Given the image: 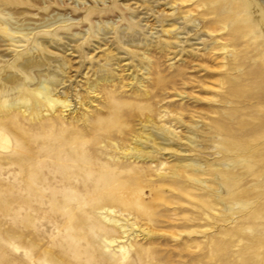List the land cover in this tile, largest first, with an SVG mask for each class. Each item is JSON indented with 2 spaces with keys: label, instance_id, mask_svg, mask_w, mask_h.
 <instances>
[{
  "label": "rangeland",
  "instance_id": "1",
  "mask_svg": "<svg viewBox=\"0 0 264 264\" xmlns=\"http://www.w3.org/2000/svg\"><path fill=\"white\" fill-rule=\"evenodd\" d=\"M85 1L78 6L75 0H49L48 6L21 9L35 19H48V13L72 16L78 20L73 31H84L87 42L76 48L64 41V49L52 46L40 53L67 65L65 87L75 112L42 118L0 112V131L11 140L9 150H0V264H120L118 249L104 247L98 196L84 197L85 182L112 172L122 173L123 180L156 179L136 190L153 191L143 204L157 222L137 219L140 236L133 243L142 251L130 247L124 264H264V100L247 98L260 92L250 73L264 65L261 30L244 29L246 37L240 46L231 45L227 61L211 47L215 41L227 44L226 35L216 33L210 41L198 39L203 28L167 33L186 12L200 19L206 8L197 3L186 2L171 15L163 0H107L106 8ZM94 14L114 23L107 41L92 39L85 18ZM131 15L140 26L128 21ZM121 28L128 41L135 35L142 44L121 43ZM44 34L37 33L30 44ZM28 47L0 64V76L15 71L12 61ZM8 48L0 47L1 54L10 55ZM245 51L247 63L237 66ZM111 57L119 60L109 70L112 81L90 95L87 83L109 69ZM25 89L30 92L28 85ZM112 103L121 108L123 122L108 134L98 127ZM153 130L176 151L148 143ZM72 135L80 137L77 144H70ZM144 146L152 153H144ZM187 161L203 164L205 174L185 169ZM235 196L247 210L226 209Z\"/></svg>",
  "mask_w": 264,
  "mask_h": 264
},
{
  "label": "bare ground",
  "instance_id": "2",
  "mask_svg": "<svg viewBox=\"0 0 264 264\" xmlns=\"http://www.w3.org/2000/svg\"><path fill=\"white\" fill-rule=\"evenodd\" d=\"M90 1L94 4L101 5L103 8H106L108 3L107 0ZM163 1L165 5L170 8L171 15H176V10L186 2L197 3V5L206 8L201 14L202 17L200 19L194 18L192 12H186L178 16L174 19L173 28L166 31L168 34L176 32V35H179L183 34L185 31H187L188 34L189 31L198 33L203 28L204 31L199 32L198 39L202 40L203 37H207L210 41L214 38V34L216 33H220L222 36L226 35L228 37L227 44L220 43L219 41L211 43V47L215 52H221L225 55L224 60L228 61L231 57V50H229L231 45L240 46L242 44V40L247 35L243 32L244 29L249 28L252 32L261 30L264 36V0H176L173 3H170V0ZM75 2L78 6L87 5L85 0H75ZM29 4H33V6L35 4H47L48 6L49 0H0V47L8 46L9 48L7 51L10 52V55L1 54L2 52H0V64H9L11 59L7 60V58L13 56L15 50L26 48L27 45H29L27 51L18 55V58L12 61L11 64L15 68V71H8L0 76V112L17 111L22 112V114H30L33 117L41 118L50 116L51 114L75 112L76 104L69 98L65 87L67 82L65 79L68 74L67 65L65 63H59L58 60H54V58L50 56H40V53H47L52 46L54 48L64 49L66 47V44H62L64 41H69L70 44L73 43L76 45V48H82L86 45L87 34L82 30L73 31V26L78 24V20L69 15L62 16L60 14H54L50 16V13H48V19L45 16H40L39 19H35L32 15H27L25 10L22 11L21 9L23 6ZM105 18L106 17L101 14L88 15L85 18V20L90 23L93 35L92 39L95 43L107 41L112 32L116 30L114 23L108 20L106 21ZM128 21L134 22L135 25L138 24L134 15L129 16ZM138 25L140 26V24ZM59 26L64 27V30L52 36L50 32L55 28H59ZM178 31L182 32L180 33ZM40 32H45V37L39 39L32 46V44H30L32 38ZM47 33L49 34L47 35ZM117 35L119 41L128 47L131 45L130 41H135L137 44L136 46L142 44L139 40L134 39L135 35H130V39L132 40L128 41L126 39L125 28H121L120 31L117 32ZM79 43L83 44L79 45ZM171 44L172 43H166L165 45ZM66 49L68 51V48ZM247 53L248 51H245L244 56L237 58V66L247 63ZM118 61V58L111 57L108 65L109 69L98 72L96 74V80L87 83L90 95H97L99 84L110 83L112 81L113 77L109 70H113L115 65L118 64ZM47 68H52L56 71L54 73H47L45 72L48 70ZM250 74L254 77V84L255 82L258 83L257 89L260 92L249 95L247 98L260 101L264 100V65L261 64L257 66ZM25 85H28L30 92H28V89H25ZM114 93V91L110 92V97L114 96ZM4 97H6V99ZM81 104H84V101L81 100ZM110 110V116L101 121L103 126L98 127L100 129L99 131H104L108 134H111L116 128H119L123 122L121 108L119 106L112 103ZM150 123L154 127L156 126L153 119ZM160 128L163 127L161 126ZM201 128L205 129L204 126ZM169 131L173 135H176L174 131ZM194 137H196V135H194ZM193 139L194 138H190V143L196 144ZM79 140L80 137L72 135L70 144H77ZM147 142L151 143L152 146H157V148L163 151H176V149L172 147V142H170L164 134L157 133L154 130L149 134V137H147ZM10 148L11 140L9 136L0 131V150H9ZM143 152L146 154L152 153L149 146H144ZM181 152L184 153L187 151ZM138 158H141V156H138ZM117 168L121 167L119 166ZM184 168H193V172L205 174L203 164L201 163L187 161ZM98 174L100 176L97 177L95 183L90 184L88 181L84 183V197L85 200H87L90 196H98L94 201L97 204V210L102 211V214H104L100 217V221L102 225H104L102 228L104 229L102 235L106 243L104 247L106 250L117 248L119 252V261H121L120 264H124L129 259L130 247L137 252L142 251L133 243V241L140 236L138 229L140 227L137 219H139V217H144L147 222H157L156 219L158 218L153 219V217H151L152 212L143 204L147 196L154 195L153 191L148 190L146 192H139L136 190L137 185L148 183L150 184L149 186H151L155 184L156 179L148 180L146 176L141 175L140 178L138 177V181V178L136 180H123L125 177H123L122 173L117 174L112 172ZM175 176H177V174L173 173V177ZM216 178L220 180L223 179L220 175H216ZM159 181L161 180H158V182ZM197 181L200 182L201 180ZM110 192L117 193L114 194ZM237 206H240L243 210H247L249 207L248 204L241 202L239 198L235 196V198L231 200V206H226V209L233 211ZM129 240H131L130 246L127 245Z\"/></svg>",
  "mask_w": 264,
  "mask_h": 264
}]
</instances>
